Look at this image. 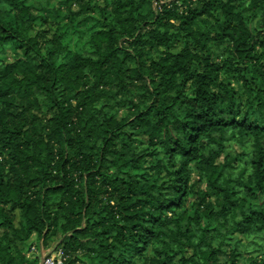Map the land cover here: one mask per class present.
Segmentation results:
<instances>
[{
	"label": "trees",
	"instance_id": "obj_1",
	"mask_svg": "<svg viewBox=\"0 0 264 264\" xmlns=\"http://www.w3.org/2000/svg\"><path fill=\"white\" fill-rule=\"evenodd\" d=\"M188 2L0 0V264H39L33 234L63 264H237L264 235V0ZM31 92L51 117L18 124Z\"/></svg>",
	"mask_w": 264,
	"mask_h": 264
},
{
	"label": "rangeland",
	"instance_id": "obj_2",
	"mask_svg": "<svg viewBox=\"0 0 264 264\" xmlns=\"http://www.w3.org/2000/svg\"><path fill=\"white\" fill-rule=\"evenodd\" d=\"M52 4H57V0H51ZM84 1L82 2L83 5ZM100 3H103L102 1H100ZM188 4L195 6L198 5L199 3H196V0H189ZM79 3L75 2L73 3L72 9L74 11H77L79 8ZM264 7V4H263ZM56 24L57 22H55L52 19H48V21L46 23H42L37 25L34 28V31H39L41 34V40L43 42H46L48 39H51L52 34L56 31ZM64 43L67 44L68 46V51H73L74 49H77L76 47L81 46V44L83 43V40H80L78 38V35L76 34H69L66 39L64 40ZM182 45V43L180 44V46ZM87 47V45H86ZM177 49H179L178 47H176ZM148 49V48H147ZM145 48V51L147 50ZM174 49V48H173ZM152 48L149 49L150 53H151ZM155 49L153 48V51ZM1 55H3L4 57V62L5 61H9L12 62L13 59V55H14V51L12 49H7L6 51H4L3 53H0ZM59 58H61L62 56L59 54L58 55ZM147 62L148 59H147ZM8 63V62H6ZM14 75H16V77L18 78H22V75L17 72L16 74L14 73ZM232 84V82H231ZM232 85H234V87L237 89V96L239 98H241V100L243 101V99H245L248 91H247V85L245 82H243V80L239 81V83H233ZM250 85H255V83H250ZM35 92H31L29 94V98L22 100L21 98L19 99L18 102H21L20 105H23V108H15L13 111V113L17 114L15 115V121L18 124H21L23 122V119H29L28 122L31 124H43V122H46L45 119H48L51 117V113L47 111V108L45 106H43L42 104L40 106H33V102L32 99L34 98ZM32 102V103H31ZM31 103V107L28 108L27 104ZM123 114V109L117 113L118 118L121 117V115ZM27 122V123H28ZM29 124V125H30ZM47 124H50L47 122ZM49 127H52L51 125ZM147 137L146 136H140V141L141 142H147ZM223 159V156L219 157L218 163H220ZM199 184L197 182V176H196V172L195 170L191 171V179L189 182V192H187L186 194V207L187 209L192 212L193 210V202H195V200H198L199 197L201 196L202 192L198 189ZM203 189V187H202ZM208 201L213 202L214 201V197L213 196H209L208 197ZM18 213V212H15ZM2 232V229H0V233ZM239 238L241 239V242L236 244V242L238 240H236L235 243H233V241L231 242V245H234L233 247L235 248V252L238 253V260H237V264H259L262 261H264V235H262V237H258V238H247L246 236H241L240 234ZM37 238L36 235L33 234L31 235L25 242L23 245V252H25V255L29 258H33V259H41L43 254L45 253V251H48V248H42L41 249H37ZM56 238H52L51 242L56 243ZM30 246V247H29ZM48 247V246H47ZM230 249V247H229ZM70 254V253H69ZM152 257V255H151ZM153 258V257H152ZM179 261H174L172 263H168V264H178ZM154 264H158L154 261Z\"/></svg>",
	"mask_w": 264,
	"mask_h": 264
},
{
	"label": "built area",
	"instance_id": "obj_3",
	"mask_svg": "<svg viewBox=\"0 0 264 264\" xmlns=\"http://www.w3.org/2000/svg\"><path fill=\"white\" fill-rule=\"evenodd\" d=\"M64 260L65 256L63 251L53 247L45 251L39 264H63Z\"/></svg>",
	"mask_w": 264,
	"mask_h": 264
}]
</instances>
